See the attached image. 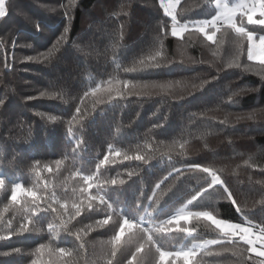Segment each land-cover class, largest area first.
<instances>
[{
	"label": "trees",
	"instance_id": "1",
	"mask_svg": "<svg viewBox=\"0 0 264 264\" xmlns=\"http://www.w3.org/2000/svg\"><path fill=\"white\" fill-rule=\"evenodd\" d=\"M43 2L8 0L5 16L0 17V99L4 100L0 106V178L5 180L0 187V236L6 237L0 240V252L21 249L20 253L0 256V264H33V261L107 264L104 245L112 232L109 228H87L104 218V206L98 197L105 196L123 217L131 215L130 221L143 223V218L146 222L151 218V223L159 224L177 214L207 184L199 172H187L179 180L165 181L155 197L149 199L155 184L172 167L183 169L191 163L223 168L222 179L247 204L244 209L247 218L253 224H264V205L259 203L264 196V173L260 172L264 168V113L257 111L264 109V80L255 72L227 67L222 51L224 60L220 66L217 65L220 60L205 59L206 49L218 43L217 48L227 47L226 51L235 56L238 40L233 29L224 24L217 27L215 43L205 37L200 43L192 35L199 33L192 27L194 22L213 17L216 0H180L175 8L177 20L189 24V30L177 37L171 34V19L163 12L160 0H77L69 10L71 23L64 15L68 0H48L49 7ZM121 4L126 5L127 15L120 13ZM28 9L32 11L31 18L24 16ZM162 21L168 25L167 29L160 27ZM236 22L253 31L256 37L264 35V25L249 24L246 16L237 15ZM121 24L122 38L118 34ZM64 27L69 28L66 38L51 56L33 61L24 59L52 49ZM28 44L32 47H26ZM243 47L245 51L240 58L248 60L246 38ZM157 50L163 53L157 57L160 67L125 71ZM125 80L140 84L171 82L173 86L166 91L133 90L130 86L124 88ZM205 80L209 83L193 88ZM108 81L112 83L109 85ZM102 82L103 89H110V93L104 90L92 93L91 89ZM180 84L186 88H180ZM241 89L257 91H245L234 97V104L227 100ZM118 91L147 94H125L121 98L116 95ZM41 92L55 95L41 96ZM109 95L113 99L109 100ZM252 112H256L254 119H236L237 115L246 117ZM50 115L58 119L50 121ZM73 115L78 119L72 120ZM225 116L228 122L222 124ZM105 154L108 162L101 164ZM125 155L132 159L125 160ZM137 155L152 159L145 163L136 160ZM57 160L61 162L59 165L55 163ZM97 164H101L102 174L96 179L103 191L97 192L94 183L92 189L82 194L81 189L86 186L81 177L97 173ZM130 171L135 173L131 178ZM113 178L116 185L103 183ZM121 179L125 181L123 185L119 184ZM17 183L36 193L40 210L32 217L29 232L8 238L9 222L13 229L18 228L22 216L33 204V197L26 192H18L17 200L12 202L11 188ZM128 184L134 187V199L138 198L142 205L136 200L138 209L131 214L124 207L128 198L124 189ZM169 185L171 190L162 194ZM155 199L160 200L158 205ZM65 203L73 214L74 203L81 208V215L70 223H66L68 215L62 207ZM90 203L92 211L88 210ZM48 205L56 211H45ZM186 205L187 211H209L216 218L245 222V216L236 213L216 190L205 191ZM50 224L54 231L49 229ZM181 227L194 228L192 235L196 239L179 231ZM218 231L209 220L189 218L158 239L162 250L180 251L197 241L217 238ZM41 244L45 247L36 252ZM134 244L130 234L122 237V250L117 254L119 264H127ZM58 248H64L65 253L61 254ZM209 251L211 255L201 251L195 262L165 257L164 264H240L241 258L232 252L217 256L215 247ZM138 260L140 264H157L158 254L153 248L146 255L138 254Z\"/></svg>",
	"mask_w": 264,
	"mask_h": 264
},
{
	"label": "snow or ice",
	"instance_id": "2",
	"mask_svg": "<svg viewBox=\"0 0 264 264\" xmlns=\"http://www.w3.org/2000/svg\"><path fill=\"white\" fill-rule=\"evenodd\" d=\"M77 3V0H68V10L65 11L64 15L67 18L68 22L71 23V16L69 15V10L71 7H74ZM180 4V0H160V6L163 9V12L165 15L170 17L171 19V34L174 37L180 36L183 32L189 30V24L184 23L180 24L177 20V15L175 13V8L177 5ZM63 7V5H62ZM217 7H220L218 4ZM5 0H0V17L5 16ZM120 13H123L124 15H127L126 11V5L121 4L120 6ZM120 13H116L118 16ZM259 14V16L264 17V0H252L251 5L242 3L237 7H228V5H223L222 10L218 15L213 16L211 19H203L198 20L194 22L192 27L199 33L203 34V36L213 43L216 42V31L219 29L217 28L218 24H224L228 28L233 29L235 33L237 34V55L235 59L227 65V67H236L239 68L240 65V55L244 54V47H243V39H247V59L249 61H258L260 64L259 68H255L252 66H246L245 71H252L255 72L257 75L261 77L262 80H264V59L258 58V53L260 51V46L264 45V35H260L258 40L256 39V34L253 31H249L246 29L245 26L242 24L240 26H237L236 23V17L237 15L240 16H246L249 24H261L264 25V19L261 20H254L253 17ZM36 28L39 30L40 25L39 22L35 24ZM160 27L162 29H167L168 25L165 22H161ZM69 28L64 27L63 34L60 37V40L57 41L56 44L53 45L52 49H50L48 52L39 53L37 56H27L24 59L33 61V60H40V59H47L49 56L52 55L53 50L57 48L60 41L66 38V34L68 33ZM124 31V25L121 24L118 29V34L120 38L123 36ZM165 35H167V32H164ZM118 43V41H117ZM162 43V42H161ZM223 43V41H221ZM26 47L31 48L32 45L28 44ZM113 47H116V45H113ZM215 54V53H214ZM163 53L160 50H157L153 55L148 56L146 59H141L137 64H134L130 68H126V72H136L138 69H147V68H155L160 67V63L157 60V57L162 56ZM193 63H196V61H193ZM5 67H8L7 64H5ZM216 77H213L215 79ZM109 85L112 83V81L107 82ZM123 86L125 89H128L129 86L131 89H148V88H159L161 90L166 91L167 89L171 88L173 85L171 82L167 84H140V83H132V81H122ZM209 83V81L205 80L200 85H193V88H202L203 84ZM101 90L107 91L110 93V89H103V82L100 85H97L96 87L92 88V93L100 92ZM245 91H257V89H241L240 92H233L230 96L227 97V100L231 103H236L234 100V97L243 94ZM125 94L127 95H142L147 94L143 91H128L127 93L118 91L116 93L117 96L124 98ZM41 96L45 95H55V93H46L41 92ZM88 93L85 92V96H87ZM109 100L113 99L111 95H109ZM29 99H32V97H29ZM98 103H103V100H98ZM4 105V100L0 99V106ZM260 113H264V109L257 110ZM76 113H80V108L77 107ZM39 115L43 116V113H38ZM231 115V113H229ZM256 116V112L248 113L245 115H237L236 119H254ZM80 119L83 117L80 116ZM58 117L56 116H48V120L55 121ZM78 116L73 115L72 120H77ZM228 122V116H225L224 120L221 121L222 124ZM71 123V121H69ZM69 132H71V128L68 129ZM80 144V141H77V145ZM184 145H181V148H183ZM169 151L172 149L169 148ZM109 151H112L111 149ZM119 155V153H116ZM167 153H162V155H166ZM99 158V156H98ZM108 155H103V159L101 160L102 163L108 162ZM125 160L132 159V157H129L127 155L124 156ZM136 160L144 161L147 163V160L152 159L151 156L147 157V160L145 159V156L143 155H137L135 156ZM171 159V157H169ZM56 165H59L61 162L59 160L55 161ZM247 163V161H245ZM101 164H97V173L91 174V175H83L81 177L83 184L86 186L85 188L81 189V193L90 190L93 188L94 183L96 184V191L101 192L103 191V188L100 187V182L96 179L98 175H101L102 173L99 172V169L101 167ZM224 169H216L212 166H206L202 164H186L183 169L172 167L167 176L163 177L159 182H157L153 188L152 191V197H149V199H153L156 195V192L158 190H161V186L165 184V181H168L170 178L174 180H179L185 173L187 172H199L207 179V184L201 187L188 201V203H192L193 201L197 200L205 191L208 190H216L219 191L222 195V197L226 200H228L231 205L234 207L236 213L240 214L241 216H245V222L241 223H230L226 220L216 219L211 212L209 211H187V205L185 207H182L179 212L173 216H171L168 219H165L161 221L159 224L151 223L149 220L146 223H141V221H130L128 218L123 217L119 211H116V209L113 207V204H111L105 196L101 195L98 197L100 204L104 206V218L98 219L94 221V225L90 224L87 226L88 230H92L93 227L96 228H109L112 232L111 238L109 241H107L104 245L105 255L108 257L107 264H119V261L117 260V254L122 250V237L128 233L130 234V239L135 241L134 244V250H129V258L127 261V264H140V261L138 260V254H147V252H151L154 248L155 254H158V262L157 264H164L165 257H183L185 260L191 259L193 262H195L197 255L203 251L208 254H212L209 249L212 247H215L218 249V251L215 253L217 256H219L222 252H232L233 255L239 256L241 258L240 264H264V259L257 260L256 258H264V224H253L250 219L247 218L244 209L247 207L246 202L242 203L238 198L237 194L232 190V188L226 183L224 179H222L220 173L223 172ZM260 172L264 173V168L260 169ZM135 173L129 172L128 176L131 178ZM103 183L111 185H116L117 180L116 179H110L105 180ZM125 183L124 180H119V184L123 185ZM5 185V180L3 178H0V187H3ZM171 190V185L168 186L167 189L163 190L162 194H166L167 191ZM18 192H26L28 196L33 197V204L32 208L28 210L27 214L25 216H22L21 222L19 223V227L16 229H13L11 226V222H9V232H8V238H10L12 235H20L23 233L29 232L28 225L32 223V217L36 215L40 210V204L36 202L35 197L36 193L32 190H26L24 187L17 183L11 188V200L12 202H15L17 200V193ZM96 197H89L90 200L95 199ZM155 204H159L160 200L155 199ZM140 203V200L138 199V204ZM261 205H264V196L261 197V200L259 201ZM62 207L65 209V212L68 215V221L66 223H70L73 219L76 217H79L81 215V208L77 204H73L72 208L75 209L74 214L68 209L67 203L63 204ZM7 207L5 208V211H7ZM52 211L55 212L56 209L52 208L51 205H48V207L45 209V211ZM88 210H93V205L90 203L88 205ZM113 215H115L116 219H113ZM182 217H188L189 218H196V219H206L211 221L215 228L218 229V235L217 238L211 239V240H204L201 243H193L190 247H187L185 249H182L180 251H164L162 250L163 246L159 243V236H162L166 234L167 232L171 231L172 228L176 225H179L182 220ZM187 219V220H188ZM177 221H179L177 223ZM49 229L53 230L52 225H49ZM36 230V229H33ZM68 230V229H66ZM69 231V234H72ZM179 231L185 232L188 234L189 237H191L193 240L196 239L195 236H193V232L195 231L194 228H185L181 227L179 228ZM77 239H79V232L76 233ZM6 237L0 236V240L5 239ZM243 244L245 247L238 248L237 245ZM45 247L44 244H41L38 249H36V252H40L41 249ZM83 247V245H81ZM61 254L65 253L64 248H58L57 249ZM20 248H13L10 252H0V256H9L12 253H20ZM245 253H248L246 256ZM254 254V255H253ZM33 264H37L36 261H33Z\"/></svg>",
	"mask_w": 264,
	"mask_h": 264
},
{
	"label": "rangeland",
	"instance_id": "3",
	"mask_svg": "<svg viewBox=\"0 0 264 264\" xmlns=\"http://www.w3.org/2000/svg\"><path fill=\"white\" fill-rule=\"evenodd\" d=\"M7 1L8 0H5V4L7 5ZM242 3H245V4H248V5H251V3H252V0H216V2H215V4H216V9H215V11L213 12V15L212 16H215V15H218L219 13H220V11L222 10V7H223V5H228V7H237V6H239L240 4H242ZM40 4V3H39ZM220 5V7H217V5ZM43 5L44 6H47V7H49L50 6V4H49V2H48V0H44V2H43ZM24 7V6H23ZM24 8H26V7H24ZM29 8V7H28ZM116 10L117 11H119V8L116 6ZM38 13H40V11L38 10L37 11ZM119 13V12H118ZM24 16L26 17V18H31V16H32V11L30 10V9H28V10H26L25 12H24ZM253 19L254 20H261V19H264V17H261V16H259V14H256L254 17H253ZM236 20H237V17H236ZM237 23V22H236ZM237 26H240V24H237ZM246 27V26H245ZM217 32V31H216ZM192 35H193V37H194V39L196 40V41H200V43H203L204 42V36H203V34L201 35V33H192ZM258 38H259V36L258 37H256V39L258 40ZM221 46L222 45H220V48H221ZM205 47H208V44H207V46H205ZM217 47H219V43L217 44V45H215V47L214 48H212V46H211V48H207L206 49V56H205V59H207V60H209V61H211V58L210 57H213L215 60H220V63L219 64H217V65H222V63H223V60H224V58H222L223 57V55L222 54H225V61H226V64L228 65L229 63H231L234 59H235V57H236V55H237V53L235 54V56H231V54H229V52H227L226 51V49H227V47H223V48H217ZM220 51H222V54H220ZM215 53V54H214ZM232 54H234V53H232ZM221 55H222V57H221ZM240 57H241V55H240ZM259 62L258 61H249V60H245L244 58H240V68L241 69H245V67L246 66H252V67H255V68H259L260 67V65L258 64ZM231 68H233V69H237L236 67H231ZM249 72H252V71H249ZM159 83V82H158ZM157 83V84H158ZM182 87H185V85L184 84H180V88H182ZM186 88V87H185ZM126 188L124 189L125 190V196H128V198L126 199V204L124 205V207L125 208H128V210H129V213L131 214L132 213V211H136L137 209H138V207H137V201H138V198H136L135 197V199H134V193H133V186H131L130 184H128V185H126L125 186ZM142 188H140V190H141ZM131 194V197L128 195V194ZM190 199H191V197H190ZM189 199V200H190ZM137 200V201H136ZM188 200V201H189ZM188 201H186L185 202V205H186V203H188ZM129 203L131 204V206H129ZM139 206H142L141 205V201H140V203L138 204ZM184 205V206H185ZM183 206V207H184ZM125 218H128V219H130L131 218V215H125L124 216ZM215 217V216H214ZM216 218V217H215ZM216 219H220V218H216ZM221 220H225V219H221ZM143 223H146V219L145 218H143ZM150 221H151V218H150ZM227 221V220H226ZM228 222H230V223H241V222H231V221H228ZM204 241V240H203ZM202 241H197V242H195V243H197V244H199V243H201Z\"/></svg>",
	"mask_w": 264,
	"mask_h": 264
},
{
	"label": "clouds",
	"instance_id": "4",
	"mask_svg": "<svg viewBox=\"0 0 264 264\" xmlns=\"http://www.w3.org/2000/svg\"><path fill=\"white\" fill-rule=\"evenodd\" d=\"M258 58L264 59V45H261V46H260V51H259V53H258ZM65 102H67V101H65ZM182 219L187 220L188 217H182ZM178 222H179V221H177V223H178Z\"/></svg>",
	"mask_w": 264,
	"mask_h": 264
},
{
	"label": "built area",
	"instance_id": "5",
	"mask_svg": "<svg viewBox=\"0 0 264 264\" xmlns=\"http://www.w3.org/2000/svg\"><path fill=\"white\" fill-rule=\"evenodd\" d=\"M223 24H218L217 27L222 26Z\"/></svg>",
	"mask_w": 264,
	"mask_h": 264
}]
</instances>
